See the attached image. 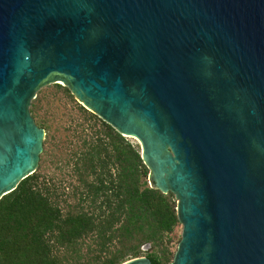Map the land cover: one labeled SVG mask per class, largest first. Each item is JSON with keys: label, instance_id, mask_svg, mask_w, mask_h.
Returning <instances> with one entry per match:
<instances>
[{"label": "water", "instance_id": "obj_1", "mask_svg": "<svg viewBox=\"0 0 264 264\" xmlns=\"http://www.w3.org/2000/svg\"><path fill=\"white\" fill-rule=\"evenodd\" d=\"M61 82L175 194L171 264H264V0H0V199L37 171L32 101Z\"/></svg>", "mask_w": 264, "mask_h": 264}, {"label": "trees", "instance_id": "obj_2", "mask_svg": "<svg viewBox=\"0 0 264 264\" xmlns=\"http://www.w3.org/2000/svg\"><path fill=\"white\" fill-rule=\"evenodd\" d=\"M76 109L65 137L46 139L37 171L0 199L2 264H122L143 255L171 264L182 225L175 194L151 186L139 144L81 103ZM48 161L71 168V179L43 171Z\"/></svg>", "mask_w": 264, "mask_h": 264}, {"label": "rangeland", "instance_id": "obj_3", "mask_svg": "<svg viewBox=\"0 0 264 264\" xmlns=\"http://www.w3.org/2000/svg\"><path fill=\"white\" fill-rule=\"evenodd\" d=\"M60 84L65 86L63 82H61ZM35 99L39 101V110L37 111L35 116L33 115L37 124L46 130V139L51 138L53 144H58V142L65 137L71 123L80 117L76 109L77 103H80L79 100L74 94L73 98L69 97L63 88L58 87L54 83L44 86L38 92ZM129 139L132 142L139 144L136 138ZM46 148H48V143H45L44 151L46 150ZM43 154L41 155V158ZM47 157V159L50 160L51 156ZM70 169L71 168L57 170L55 165L51 161H48L47 163H45L43 171L51 176L53 174H56L58 178L64 179L67 182V180L71 179ZM182 233L183 226L179 225L176 228L175 233L173 234L174 241L171 244V250L174 252H176L181 241ZM144 250L152 251L151 246L144 247Z\"/></svg>", "mask_w": 264, "mask_h": 264}]
</instances>
